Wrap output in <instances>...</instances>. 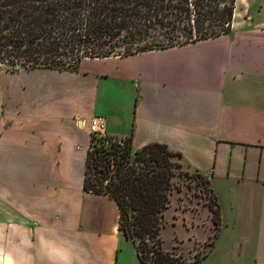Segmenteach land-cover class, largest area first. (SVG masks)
Here are the masks:
<instances>
[{"label":"crops","instance_id":"0c3cea01","mask_svg":"<svg viewBox=\"0 0 264 264\" xmlns=\"http://www.w3.org/2000/svg\"><path fill=\"white\" fill-rule=\"evenodd\" d=\"M96 114L105 134L164 143L208 178L220 223L195 264H264V17L74 69L0 70V255L13 264H143L114 200L83 188Z\"/></svg>","mask_w":264,"mask_h":264},{"label":"trees","instance_id":"16d2710c","mask_svg":"<svg viewBox=\"0 0 264 264\" xmlns=\"http://www.w3.org/2000/svg\"><path fill=\"white\" fill-rule=\"evenodd\" d=\"M234 8L235 0H0V65L10 72L74 69L86 57L208 39L230 30ZM90 136L83 188L114 200L118 228L138 260L197 263L204 253L186 262L164 249L160 235L175 178L182 174L181 153L159 142L133 150L130 137ZM207 206L215 237L220 212L214 193Z\"/></svg>","mask_w":264,"mask_h":264},{"label":"rangeland","instance_id":"374dc122","mask_svg":"<svg viewBox=\"0 0 264 264\" xmlns=\"http://www.w3.org/2000/svg\"><path fill=\"white\" fill-rule=\"evenodd\" d=\"M233 15L240 23L243 19L256 21L264 17V0H235ZM0 70L9 72L3 65ZM181 169L182 174L175 178L177 185L165 210L160 235L164 249L180 254L188 262L194 255L206 253L214 239V224L208 229L205 223L208 216L211 218L207 203L213 193L205 175L191 169L184 161Z\"/></svg>","mask_w":264,"mask_h":264},{"label":"built area","instance_id":"2783aa9c","mask_svg":"<svg viewBox=\"0 0 264 264\" xmlns=\"http://www.w3.org/2000/svg\"><path fill=\"white\" fill-rule=\"evenodd\" d=\"M105 117L100 114L93 115L88 121V132L96 136H104Z\"/></svg>","mask_w":264,"mask_h":264},{"label":"clouds","instance_id":"9594fccd","mask_svg":"<svg viewBox=\"0 0 264 264\" xmlns=\"http://www.w3.org/2000/svg\"><path fill=\"white\" fill-rule=\"evenodd\" d=\"M53 251L57 256L63 257V254L59 250ZM0 264H13V262L7 255H0Z\"/></svg>","mask_w":264,"mask_h":264}]
</instances>
